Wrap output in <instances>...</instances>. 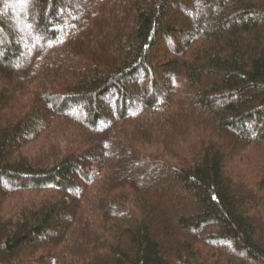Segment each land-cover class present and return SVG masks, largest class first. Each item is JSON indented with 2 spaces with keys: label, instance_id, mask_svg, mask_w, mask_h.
Returning a JSON list of instances; mask_svg holds the SVG:
<instances>
[{
  "label": "trees",
  "instance_id": "1",
  "mask_svg": "<svg viewBox=\"0 0 264 264\" xmlns=\"http://www.w3.org/2000/svg\"><path fill=\"white\" fill-rule=\"evenodd\" d=\"M64 1L0 0V264H264V0Z\"/></svg>",
  "mask_w": 264,
  "mask_h": 264
},
{
  "label": "rangeland",
  "instance_id": "2",
  "mask_svg": "<svg viewBox=\"0 0 264 264\" xmlns=\"http://www.w3.org/2000/svg\"><path fill=\"white\" fill-rule=\"evenodd\" d=\"M64 2H66V0L64 1ZM16 5H18V3L16 4ZM183 16L184 14H182V13H179L178 14V16ZM14 20H16V17H14ZM14 33V35H16L17 37L18 36H20V34L17 32V31H14L13 32ZM30 33H29V30L27 29V30H25V32L23 33V37H24V41H23V45L25 46V47H30V46H32L33 44H34V40H32L31 38V40H27V39H25L28 35H29ZM161 47V46H160ZM160 50H161V48H159V51L157 50L156 52H160ZM54 227H55V229L57 228V226L56 225H54Z\"/></svg>",
  "mask_w": 264,
  "mask_h": 264
}]
</instances>
